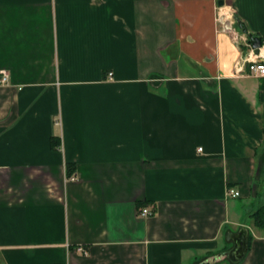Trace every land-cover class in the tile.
Here are the masks:
<instances>
[{
    "label": "crops",
    "instance_id": "0c3cea01",
    "mask_svg": "<svg viewBox=\"0 0 264 264\" xmlns=\"http://www.w3.org/2000/svg\"><path fill=\"white\" fill-rule=\"evenodd\" d=\"M219 1L263 60L264 0H0V264H233L241 228L264 264V77Z\"/></svg>",
    "mask_w": 264,
    "mask_h": 264
},
{
    "label": "built area",
    "instance_id": "2783aa9c",
    "mask_svg": "<svg viewBox=\"0 0 264 264\" xmlns=\"http://www.w3.org/2000/svg\"><path fill=\"white\" fill-rule=\"evenodd\" d=\"M215 22L218 27V31L226 33L230 39L232 40L233 44H235L238 48L240 46H243L245 44H248L247 42V34L237 29V21L236 17H234L233 11L229 8V6H225V4L221 3L216 5L215 7ZM251 54H253V49L248 51L246 55H241L239 59L236 61V69L235 71H238L242 69L245 65L247 73L249 75L253 76H259L264 77V59L260 60L258 58V54H255L252 57H249ZM8 73L5 70H0V84H7L8 83ZM55 124L59 125L60 121L59 119L55 120ZM202 148H198L199 151H201ZM76 176H70L69 180H75ZM228 195L232 197L238 196V191L234 189H228L226 192ZM152 212L149 209V207H142L139 210V214L141 216H148ZM80 251H82L84 254H86V250L84 248L80 247Z\"/></svg>",
    "mask_w": 264,
    "mask_h": 264
},
{
    "label": "water",
    "instance_id": "95a60500",
    "mask_svg": "<svg viewBox=\"0 0 264 264\" xmlns=\"http://www.w3.org/2000/svg\"><path fill=\"white\" fill-rule=\"evenodd\" d=\"M223 3L219 1L217 4ZM237 25L244 33L247 34V42L254 49V52L257 54L258 50L261 46L260 37L253 35L252 33H247L240 20L236 18ZM228 238L232 240L233 245L230 249L223 253V256L226 257L227 261L235 264L241 261L244 255L247 252L248 248V240H247V230L245 228H241L240 231L236 233H228ZM200 264H209V262H202Z\"/></svg>",
    "mask_w": 264,
    "mask_h": 264
},
{
    "label": "trees",
    "instance_id": "16d2710c",
    "mask_svg": "<svg viewBox=\"0 0 264 264\" xmlns=\"http://www.w3.org/2000/svg\"><path fill=\"white\" fill-rule=\"evenodd\" d=\"M52 144H54V139H52ZM66 167H67V169H66L67 176H70L71 175V167H72V165L68 164ZM252 217H254L253 219L256 221L257 224H259V225L263 224L264 223V211H263V208L260 207V208L256 209L252 213ZM247 239H248V244H249V242L252 239V236L249 235Z\"/></svg>",
    "mask_w": 264,
    "mask_h": 264
},
{
    "label": "rangeland",
    "instance_id": "374dc122",
    "mask_svg": "<svg viewBox=\"0 0 264 264\" xmlns=\"http://www.w3.org/2000/svg\"><path fill=\"white\" fill-rule=\"evenodd\" d=\"M253 209L255 210V209H257V207H255V208H253ZM223 264H227V263H226V261H224V263H223Z\"/></svg>",
    "mask_w": 264,
    "mask_h": 264
}]
</instances>
